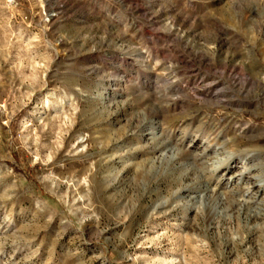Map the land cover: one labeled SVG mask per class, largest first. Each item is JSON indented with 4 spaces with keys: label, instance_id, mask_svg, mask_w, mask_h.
Segmentation results:
<instances>
[{
    "label": "rangeland",
    "instance_id": "obj_1",
    "mask_svg": "<svg viewBox=\"0 0 264 264\" xmlns=\"http://www.w3.org/2000/svg\"><path fill=\"white\" fill-rule=\"evenodd\" d=\"M0 264H264V0H0Z\"/></svg>",
    "mask_w": 264,
    "mask_h": 264
},
{
    "label": "bare ground",
    "instance_id": "obj_2",
    "mask_svg": "<svg viewBox=\"0 0 264 264\" xmlns=\"http://www.w3.org/2000/svg\"><path fill=\"white\" fill-rule=\"evenodd\" d=\"M243 160H244V159H243ZM227 169H228V168H226V169H224V170L226 171ZM244 171H245V170H244ZM248 173H250V172H247V173H246V172L241 173L239 179L243 181V180L245 179V177H246V174H248Z\"/></svg>",
    "mask_w": 264,
    "mask_h": 264
}]
</instances>
